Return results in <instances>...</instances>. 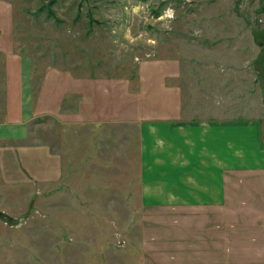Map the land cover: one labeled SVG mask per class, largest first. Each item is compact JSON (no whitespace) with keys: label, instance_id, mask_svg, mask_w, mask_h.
<instances>
[{"label":"rangeland","instance_id":"374dc122","mask_svg":"<svg viewBox=\"0 0 264 264\" xmlns=\"http://www.w3.org/2000/svg\"><path fill=\"white\" fill-rule=\"evenodd\" d=\"M235 50L249 57L218 60L217 78L254 67L264 84V0H0V264H248L247 220L239 245L225 217L234 182L223 220L179 235L136 186L144 94L177 62L199 77V56Z\"/></svg>","mask_w":264,"mask_h":264},{"label":"crops","instance_id":"0c3cea01","mask_svg":"<svg viewBox=\"0 0 264 264\" xmlns=\"http://www.w3.org/2000/svg\"><path fill=\"white\" fill-rule=\"evenodd\" d=\"M224 52L199 56L204 65L199 77L191 68L198 63L189 67V62H175L167 70V82L140 100L138 201L152 223L156 218L175 235L185 227H213L216 224L211 219L231 217L236 220L234 235L240 245L246 237L238 223L247 220L245 234L251 243L247 263L264 264V246L259 243L264 239V84L258 81L254 67L237 69L230 75L231 84L217 78L218 60L249 57L240 50ZM250 78L254 83L247 82ZM243 100L254 109L241 120ZM15 102V113L21 116L19 94ZM251 174L262 178L238 179ZM231 181L237 187L232 192L234 207L224 217ZM127 198H123L125 203ZM190 208L198 211H186ZM201 219L205 221L200 223Z\"/></svg>","mask_w":264,"mask_h":264},{"label":"trees","instance_id":"16d2710c","mask_svg":"<svg viewBox=\"0 0 264 264\" xmlns=\"http://www.w3.org/2000/svg\"><path fill=\"white\" fill-rule=\"evenodd\" d=\"M53 14H54V13H53ZM11 158L13 159L14 157H13V156H9V159H11ZM12 159H11V160H12ZM39 166H40V165H39ZM25 167H26V166H25ZM26 168H27V167H26ZM28 169H29V171H31V170H32V168H31V169H30V168H28Z\"/></svg>","mask_w":264,"mask_h":264}]
</instances>
